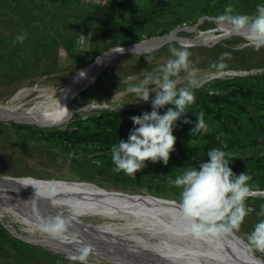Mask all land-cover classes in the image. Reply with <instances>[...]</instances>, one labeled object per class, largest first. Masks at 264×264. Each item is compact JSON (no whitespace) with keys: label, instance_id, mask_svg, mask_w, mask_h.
<instances>
[{"label":"rangeland","instance_id":"374dc122","mask_svg":"<svg viewBox=\"0 0 264 264\" xmlns=\"http://www.w3.org/2000/svg\"><path fill=\"white\" fill-rule=\"evenodd\" d=\"M122 1L123 5H115L110 0H94L89 3L67 0L63 4L45 6L41 0H0V103L20 95V104H29L39 95L45 94H52L58 101L47 110L0 111V116L11 118L0 117V176L8 181L4 190L15 201H23L21 197L24 194L30 198L49 195L54 200H62L68 191L78 190L93 199L95 204H106L111 208L118 206L121 211L135 204L180 211L181 189L172 181L183 171L173 167L166 172L159 168L158 163L146 161V167L133 178L123 171H113V164L103 165L93 158V152L83 153L74 148L66 150L57 140L44 139L40 133L74 128L75 122L106 108L114 111L141 109L155 99V93L150 94L148 102H136V95L128 93L127 88L130 84H138L144 75L172 58L169 51L172 47H186L192 53L189 59L192 66L199 70L198 75L203 81L199 89L205 91L217 90V83L224 79L264 74V48L256 51L246 43L244 37L230 34L220 39L221 42L219 40L208 45L179 38L178 42L173 40L148 52L125 53L116 57L83 89L80 85L84 79L69 84L65 90L53 91L77 69L93 62L108 48L135 44L147 38H159L178 26L186 28L176 33L180 37H191L199 31H212L219 37L218 33L225 30V27L208 19L214 16L209 10L200 13L196 22L184 19L171 27L174 14L171 16L165 8L154 13L151 4L155 0ZM178 1L189 4L201 2L202 5L213 7L217 0H170L169 5L177 8ZM230 1L233 5H247V14H254L256 6L264 4V0ZM136 18L138 22L133 25L129 38L131 42L125 45L118 43L122 39L120 28L127 27ZM164 28H168V32L159 34ZM146 34L151 35L146 37ZM136 35H142L143 38L137 40ZM18 36L25 38L21 42ZM219 48H229L234 53H229L223 59L225 68L217 71L210 66L220 61L223 52L216 50ZM181 76L185 79L178 87L186 86V74L181 73ZM154 87L149 85L150 89ZM22 125L31 126L33 133L22 128ZM209 147L215 148L213 144H209ZM257 150L264 152V145L243 154L248 155ZM250 185L254 192H251V196L264 198V193H261L264 190L257 179L252 178ZM52 186L68 190L52 189ZM251 203L256 205L251 199L250 202L246 201L248 215L239 230L224 237L242 240L248 245V236L254 225L264 219L258 216L262 207L258 208L259 211H253ZM79 209L76 207L74 212L82 215L86 222L100 220L85 215L86 210L79 212ZM6 221L12 222L17 232L21 233V224L6 214L0 218V227L3 225L11 236L16 237L7 227ZM28 245L35 252L43 251L59 258L54 260L38 253L28 257L27 253L15 250L8 238H5L0 246V264H80L71 256L57 253L48 247ZM253 250L257 257L264 260V253Z\"/></svg>","mask_w":264,"mask_h":264},{"label":"clouds","instance_id":"9594fccd","mask_svg":"<svg viewBox=\"0 0 264 264\" xmlns=\"http://www.w3.org/2000/svg\"><path fill=\"white\" fill-rule=\"evenodd\" d=\"M208 19L218 26L242 34L248 45L256 51L264 48V4H258L254 14L236 13L234 6L228 4L222 14ZM25 36H18L17 39L22 42ZM136 47L137 45L135 49ZM169 51L172 58L144 75L138 84H130L127 88L128 93L136 95V102H148L151 93H155V99L151 102V112L130 117L134 127L127 140H119L112 145L110 151L112 164L115 166L113 171L117 173L123 171L135 178V174L146 167V161H162L167 165L170 154L175 151V124L195 102L194 90L203 81L198 75L199 70L192 66L189 59L192 53L186 47H172ZM229 55L222 53L220 61L213 63L210 68L217 71L225 68L223 59ZM181 73L186 74V86L178 87L185 79ZM149 85L155 87L150 89ZM166 105L174 107L167 108L161 115L159 110ZM182 123L191 124L192 121L184 118ZM206 128L204 113L200 112L190 135ZM207 157V161L201 162L198 167L185 169L172 181L181 189L179 208L185 221L184 232L197 240L220 238L239 230L248 215L246 201L252 192V176L246 172L235 174L229 167V161L233 158L229 153L212 148ZM258 216L264 217V207ZM66 226L67 221L56 216L40 220L39 230L59 237L66 231ZM248 245L264 253V219L254 225L248 236ZM77 251L78 255L71 259L87 264L92 248L85 245Z\"/></svg>","mask_w":264,"mask_h":264},{"label":"bare ground","instance_id":"6f19581e","mask_svg":"<svg viewBox=\"0 0 264 264\" xmlns=\"http://www.w3.org/2000/svg\"><path fill=\"white\" fill-rule=\"evenodd\" d=\"M224 29L218 33L219 36L232 32ZM231 34L243 37L242 34L235 32ZM179 38L203 42L205 45L222 39L212 31H199L194 36H178L177 39ZM180 44L183 45L181 42ZM106 61L101 57L97 62L77 69L68 79L66 78L65 83L53 91L65 90L69 84L83 79L80 86H85L95 79L98 67ZM52 96L39 95L29 104H20L22 96L18 95L8 102L0 103V111L47 110L58 102ZM0 117L11 119L6 116ZM7 183L8 181L0 176V218L7 214L21 224L19 225L21 233H18L13 223L6 221L10 231L30 245L48 247L68 257L78 255L77 250L83 246H90L92 252L87 264H264V260L256 256L253 248L242 240L236 241L224 236L197 240L185 234V221L179 210L135 204L121 211L118 206L111 208L106 204H95L93 199L78 190L68 191L62 200H54L49 195L30 198L24 194L25 196L21 197L24 200L17 202L4 190ZM50 188L68 190L64 187ZM76 207L80 208L79 212L86 210L85 215L98 217L100 220L86 222L82 215L74 212ZM56 216L67 221L66 231L61 236H50L39 230L40 220Z\"/></svg>","mask_w":264,"mask_h":264},{"label":"trees","instance_id":"16d2710c","mask_svg":"<svg viewBox=\"0 0 264 264\" xmlns=\"http://www.w3.org/2000/svg\"><path fill=\"white\" fill-rule=\"evenodd\" d=\"M67 0H41L43 5H58ZM112 4L120 5L122 0H110ZM177 8L170 6V0H155L151 4L154 13L159 9L165 8L168 14H174L172 25H177L184 19H190L196 22L201 14L206 10L213 13L214 16L222 14L225 6L233 3L230 0H217L212 5H202L201 2L189 4L188 2H177ZM123 5V4H122ZM236 13L247 14V5H233ZM181 7V8H180ZM180 8V9H178ZM201 13V14H200ZM138 22L137 18L129 22L127 27H121L122 39L118 43L125 45L131 42L130 36L133 32V25ZM168 32V28L161 29L159 34ZM151 34H146V37ZM143 38L142 35H136V39ZM223 53H234L229 48L216 49ZM217 90L205 91L195 89V102L186 109V114L176 122L173 135L177 138L175 151L170 154V160L167 165L162 161L157 162L159 168L166 172L173 167L184 171L190 167H198L201 162L207 161L208 151L211 149L209 144L215 148L229 153L232 159L229 161V167L239 175L247 173L253 179H257L260 187L264 190V152L254 151L248 155L243 153L250 149L264 145V74H254L247 76H236L224 79L217 83ZM151 102L146 103L141 109H102L95 115L84 118L82 121L74 123V128L66 130H51L49 133L43 131L41 137L49 140H57L66 150L80 149L83 153H94L93 158L101 161L103 165H111V147L119 140H127L130 130L134 127L130 117L139 116L144 112H151ZM173 105H166L159 110L160 114ZM204 113V120L207 125L206 130L200 133L190 135L191 129L195 126L196 116ZM187 118L192 121L191 124L182 123ZM22 128L32 132L31 126L22 125ZM235 153H241L236 154ZM256 202L251 205L253 211H259L263 207L264 198L249 196L247 199ZM8 238L11 246L21 252L27 253L28 257L38 253L43 257L54 258L53 255L43 251H34L29 245L14 237L6 230L0 227V246L3 239Z\"/></svg>","mask_w":264,"mask_h":264},{"label":"water","instance_id":"95a60500","mask_svg":"<svg viewBox=\"0 0 264 264\" xmlns=\"http://www.w3.org/2000/svg\"><path fill=\"white\" fill-rule=\"evenodd\" d=\"M184 29H186V28L178 26L172 32H170L167 35H164L162 37H159V38H147V39L140 40L135 44H130V45H126V46H116V47H111V48L106 49L102 54H100V56L97 59H95L93 61V62H97L98 59H100L101 57H102V59L104 58L107 60L105 63H103L102 65H100L98 67L97 72L95 74V77L98 76V74L101 72V70L103 68H105L113 59H115L116 57H118L122 54L137 53V52H141V53L142 52H148V51H151L152 49H154L156 47L161 46L164 43H167V42H170L173 40H176L178 42V39H177L178 36L176 33L179 30H184ZM231 33H234V32H226L224 34H221L219 37L223 38V37H225ZM135 45H137L136 49H135ZM89 84H90V82L87 83L85 86H83L82 89L85 88L86 86H88ZM22 123H25V122H22ZM16 237L18 239L28 243L27 241H25L20 236L16 235Z\"/></svg>","mask_w":264,"mask_h":264},{"label":"built area","instance_id":"2783aa9c","mask_svg":"<svg viewBox=\"0 0 264 264\" xmlns=\"http://www.w3.org/2000/svg\"><path fill=\"white\" fill-rule=\"evenodd\" d=\"M85 3H89V2H94V0H82ZM261 193H264V191H262Z\"/></svg>","mask_w":264,"mask_h":264},{"label":"flooded vegetation","instance_id":"af4514ba","mask_svg":"<svg viewBox=\"0 0 264 264\" xmlns=\"http://www.w3.org/2000/svg\"><path fill=\"white\" fill-rule=\"evenodd\" d=\"M54 258H59V256H54Z\"/></svg>","mask_w":264,"mask_h":264}]
</instances>
